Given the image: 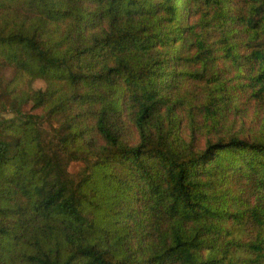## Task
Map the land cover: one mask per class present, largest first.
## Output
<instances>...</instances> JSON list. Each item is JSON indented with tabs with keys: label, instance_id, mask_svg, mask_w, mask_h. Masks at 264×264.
<instances>
[{
	"label": "trees",
	"instance_id": "16d2710c",
	"mask_svg": "<svg viewBox=\"0 0 264 264\" xmlns=\"http://www.w3.org/2000/svg\"><path fill=\"white\" fill-rule=\"evenodd\" d=\"M3 70L0 264H264V0H0Z\"/></svg>",
	"mask_w": 264,
	"mask_h": 264
},
{
	"label": "rangeland",
	"instance_id": "374dc122",
	"mask_svg": "<svg viewBox=\"0 0 264 264\" xmlns=\"http://www.w3.org/2000/svg\"><path fill=\"white\" fill-rule=\"evenodd\" d=\"M0 76L10 78L12 76V73L9 70H3L0 72ZM21 87L23 89H26L29 87L31 89V91L32 90L36 91L39 89L44 90L46 88V83L41 78H34V79H30L29 81H25V83L22 84ZM23 107L26 111H29L33 117H37L40 114L44 113V108L43 107H37V108L33 107V103L31 100H29L26 104H24ZM56 123H57V121H54V124H56ZM74 166H77V165H74Z\"/></svg>",
	"mask_w": 264,
	"mask_h": 264
}]
</instances>
